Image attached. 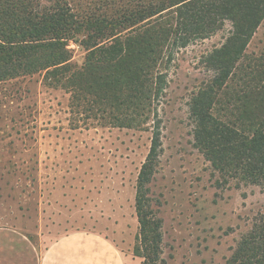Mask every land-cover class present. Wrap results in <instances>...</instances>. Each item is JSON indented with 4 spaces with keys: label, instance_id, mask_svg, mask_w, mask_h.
I'll return each instance as SVG.
<instances>
[{
    "label": "trees",
    "instance_id": "obj_1",
    "mask_svg": "<svg viewBox=\"0 0 264 264\" xmlns=\"http://www.w3.org/2000/svg\"><path fill=\"white\" fill-rule=\"evenodd\" d=\"M264 20V0H0V81L39 74L69 94L73 121L151 133L137 177L134 254L159 260L148 183L161 147V105L178 50L229 25L199 62L212 75L188 101L194 146L236 181L264 186V45L248 49ZM84 58L72 60L69 43ZM230 264H264V217Z\"/></svg>",
    "mask_w": 264,
    "mask_h": 264
},
{
    "label": "rangeland",
    "instance_id": "obj_2",
    "mask_svg": "<svg viewBox=\"0 0 264 264\" xmlns=\"http://www.w3.org/2000/svg\"><path fill=\"white\" fill-rule=\"evenodd\" d=\"M228 27L178 50L168 71L161 147L147 191L161 236L155 264H230L264 217V186L224 176L194 146L188 101L212 75L199 56L218 46ZM263 45L264 20L248 49ZM69 48L80 64L81 46ZM41 80L33 74L0 81V225L32 238L39 230L95 229L112 238L128 264H141L135 195L150 131L73 121L69 94Z\"/></svg>",
    "mask_w": 264,
    "mask_h": 264
},
{
    "label": "crops",
    "instance_id": "obj_3",
    "mask_svg": "<svg viewBox=\"0 0 264 264\" xmlns=\"http://www.w3.org/2000/svg\"><path fill=\"white\" fill-rule=\"evenodd\" d=\"M50 230H39L32 238L17 226L0 225V264H128L124 252L103 232Z\"/></svg>",
    "mask_w": 264,
    "mask_h": 264
}]
</instances>
